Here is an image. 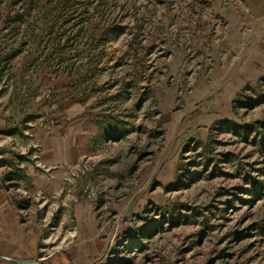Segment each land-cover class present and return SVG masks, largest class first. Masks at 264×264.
Masks as SVG:
<instances>
[{
	"label": "rangeland",
	"instance_id": "1",
	"mask_svg": "<svg viewBox=\"0 0 264 264\" xmlns=\"http://www.w3.org/2000/svg\"><path fill=\"white\" fill-rule=\"evenodd\" d=\"M0 185L38 256L83 203L116 264H264V0H0Z\"/></svg>",
	"mask_w": 264,
	"mask_h": 264
},
{
	"label": "crops",
	"instance_id": "2",
	"mask_svg": "<svg viewBox=\"0 0 264 264\" xmlns=\"http://www.w3.org/2000/svg\"><path fill=\"white\" fill-rule=\"evenodd\" d=\"M77 240L59 250L44 262L46 264H116L113 258V235L116 226L99 216L83 203L75 205ZM41 237L22 221L20 211L8 191L0 185V255L18 260L41 259L38 256ZM0 264H18L2 261ZM159 264V263H157Z\"/></svg>",
	"mask_w": 264,
	"mask_h": 264
},
{
	"label": "water",
	"instance_id": "3",
	"mask_svg": "<svg viewBox=\"0 0 264 264\" xmlns=\"http://www.w3.org/2000/svg\"><path fill=\"white\" fill-rule=\"evenodd\" d=\"M0 260L2 261H8V262H14L18 264H46L44 261H41L39 259L35 260H18L15 258L5 257L0 255Z\"/></svg>",
	"mask_w": 264,
	"mask_h": 264
},
{
	"label": "built area",
	"instance_id": "4",
	"mask_svg": "<svg viewBox=\"0 0 264 264\" xmlns=\"http://www.w3.org/2000/svg\"><path fill=\"white\" fill-rule=\"evenodd\" d=\"M50 255H51V254H46V253L44 254V253H43L42 256H40V257H41L40 260H41V261H45L47 258L50 257Z\"/></svg>",
	"mask_w": 264,
	"mask_h": 264
}]
</instances>
